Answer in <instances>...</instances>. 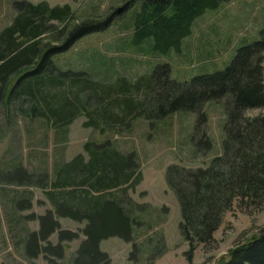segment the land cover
Returning a JSON list of instances; mask_svg holds the SVG:
<instances>
[{"label": "trees", "instance_id": "trees-1", "mask_svg": "<svg viewBox=\"0 0 264 264\" xmlns=\"http://www.w3.org/2000/svg\"><path fill=\"white\" fill-rule=\"evenodd\" d=\"M228 1L138 0L130 18L133 39L140 43L151 37L152 43L142 45L161 52L178 49L195 18ZM12 7L14 15L0 29V105L27 101L24 111L28 116L63 130L84 113L88 116L84 126L101 130L102 123L108 127L127 125L134 117L153 122L179 110L188 111L196 115V148L207 153L212 143L203 107L209 101H223L226 121L221 153L205 166L170 164L165 170L166 184L179 204V231L189 248L185 253L188 264H193L191 254L197 245L212 242L234 201L264 205V27L256 39L237 48L222 70L176 81L169 77V65L161 63L133 84L119 77V83L105 85L83 70L60 68L54 58L68 51L77 38L106 28L110 15L75 19L68 3L50 6L45 0L15 1ZM87 91L96 98L91 109ZM141 91V99L132 94ZM249 109L261 111L249 115ZM84 150L87 158L78 153L70 160L55 162L52 175L42 170V175L33 179L35 172L21 166L16 170L24 178L17 184L39 186L52 206L36 217L38 229L29 231L24 240L29 257L43 254L48 259L51 254L61 258L63 242L78 237L75 231L60 229L57 217L85 221L81 228L84 239L73 264H109L100 241L111 236L126 242L133 239L138 221L131 207L138 205L128 190L142 180L138 157L134 151L122 152L109 139L99 143L89 140ZM28 201L26 197L19 208H27ZM55 232L58 242L52 244L50 237ZM217 264H264V230L234 245Z\"/></svg>", "mask_w": 264, "mask_h": 264}, {"label": "rangeland", "instance_id": "rangeland-1", "mask_svg": "<svg viewBox=\"0 0 264 264\" xmlns=\"http://www.w3.org/2000/svg\"><path fill=\"white\" fill-rule=\"evenodd\" d=\"M15 1L21 0H0V29L14 15L12 3ZM29 1L37 3L41 0ZM45 1L50 6L68 3L75 19L111 16L106 28L77 38L68 51L54 58L60 68L83 70L92 80L105 85L119 83V77L133 84L140 75L150 74L161 63L169 65V77L176 81L222 70L237 48L256 39L264 27V0H230L215 9H206L195 18L189 34L180 40L178 49L161 52L153 49L152 45L145 46L152 43L151 37L140 43L133 39L130 18L138 0ZM118 8L122 10L117 12ZM143 42L146 43L142 45ZM160 75L163 77L162 73ZM13 82L14 79L10 85ZM86 93L91 95V91ZM132 94L139 99L143 97L142 91ZM96 104V98L91 95L88 109ZM27 108L28 103L24 100L0 105V170L3 171L0 173V262L73 264L75 252L84 239L81 228L85 221L56 218L60 229L78 233L76 239L63 242L61 258L51 254H47L48 259L43 254L36 257L26 254L24 240L29 231L38 229L36 217L52 206L39 186L17 184L24 178L21 179L16 170L21 166L35 172L33 179L42 175V170L52 175L55 162L70 160L78 153L87 158L85 142L99 143L109 139L122 152H135L138 170L142 174L139 184L128 190V195L138 205L131 207L138 221L134 225L133 239L126 242L111 236L99 243L100 249L109 255V264H188L185 253L189 248L179 231V204L166 184L165 170L170 164L191 168L205 166L211 157L221 153L226 121L222 100L209 101L203 107L207 118L204 125L212 143L207 153L196 148V115L192 112L179 110L153 122L144 117H134L127 125L108 127L102 123L101 130V127L84 126L83 122L88 119L84 113L63 130L35 116H28L24 111ZM260 111L249 109L247 112L253 115ZM7 170L11 174H7ZM26 197L29 199L27 208H19ZM263 230L264 205L236 200L224 213L212 242L197 245L192 251L191 261L193 264H217L227 258L234 245ZM50 240L56 244L58 233H53Z\"/></svg>", "mask_w": 264, "mask_h": 264}, {"label": "water", "instance_id": "water-1", "mask_svg": "<svg viewBox=\"0 0 264 264\" xmlns=\"http://www.w3.org/2000/svg\"><path fill=\"white\" fill-rule=\"evenodd\" d=\"M121 10H122V8H118L116 11H117V12H120Z\"/></svg>", "mask_w": 264, "mask_h": 264}, {"label": "crops", "instance_id": "crops-1", "mask_svg": "<svg viewBox=\"0 0 264 264\" xmlns=\"http://www.w3.org/2000/svg\"><path fill=\"white\" fill-rule=\"evenodd\" d=\"M2 235H3V233H2ZM2 262V261H1Z\"/></svg>", "mask_w": 264, "mask_h": 264}]
</instances>
